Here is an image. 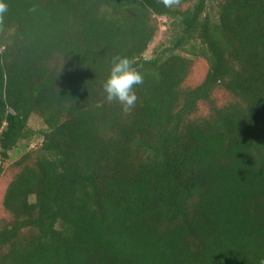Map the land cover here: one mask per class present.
Listing matches in <instances>:
<instances>
[{
    "label": "trees",
    "instance_id": "16d2710c",
    "mask_svg": "<svg viewBox=\"0 0 264 264\" xmlns=\"http://www.w3.org/2000/svg\"><path fill=\"white\" fill-rule=\"evenodd\" d=\"M4 2L0 264H264V0Z\"/></svg>",
    "mask_w": 264,
    "mask_h": 264
},
{
    "label": "clouds",
    "instance_id": "9594fccd",
    "mask_svg": "<svg viewBox=\"0 0 264 264\" xmlns=\"http://www.w3.org/2000/svg\"><path fill=\"white\" fill-rule=\"evenodd\" d=\"M165 6H170L174 0H163ZM4 0H0V18L7 12ZM134 61L127 57H114L108 78L103 83V91L108 102H117L127 111L136 102L135 87L142 83V76L133 67Z\"/></svg>",
    "mask_w": 264,
    "mask_h": 264
},
{
    "label": "rangeland",
    "instance_id": "374dc122",
    "mask_svg": "<svg viewBox=\"0 0 264 264\" xmlns=\"http://www.w3.org/2000/svg\"><path fill=\"white\" fill-rule=\"evenodd\" d=\"M163 37H164L163 31L159 32V34L157 35V38H156L154 44L152 45V47L155 46V44H157L159 41L163 40ZM152 47H150V50ZM203 70H204V68L202 66L198 67L195 71V78H197V79L201 78ZM31 126L36 131H44V129H45L44 126L41 124V122L37 118H32ZM33 144H35V141L33 142ZM24 148H25L24 144H20L19 148L16 151L11 153L12 160L17 159L21 155V153L23 152ZM0 189H1V183H0Z\"/></svg>",
    "mask_w": 264,
    "mask_h": 264
}]
</instances>
